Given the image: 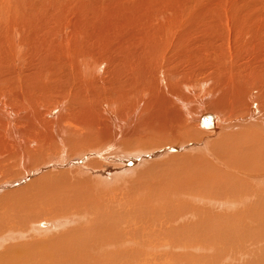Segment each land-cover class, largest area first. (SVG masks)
Instances as JSON below:
<instances>
[{"label":"bare ground","instance_id":"6f19581e","mask_svg":"<svg viewBox=\"0 0 264 264\" xmlns=\"http://www.w3.org/2000/svg\"><path fill=\"white\" fill-rule=\"evenodd\" d=\"M263 194L264 0H0V264H264Z\"/></svg>","mask_w":264,"mask_h":264},{"label":"rangeland","instance_id":"374dc122","mask_svg":"<svg viewBox=\"0 0 264 264\" xmlns=\"http://www.w3.org/2000/svg\"><path fill=\"white\" fill-rule=\"evenodd\" d=\"M128 104L131 107L132 102H130ZM204 121H206V120H204ZM174 163H177V161H174ZM165 164H168V163H165ZM224 174L228 175L229 173L226 172ZM233 176L236 177L235 175H233ZM239 177L241 179H243V177H241V176H239ZM204 179L210 181V180L214 179V176L210 175V176H208V177H206ZM241 179H238V180H241ZM172 187H175V189H173ZM124 190H126V188ZM136 190H138V191H136L134 193V195L137 194L136 198L137 199L140 198L141 200H140V202L136 203L137 200L133 199V201H135V204H140V203L146 204L147 200H157L159 198H163L165 196V194H167L170 191H182V189L180 188V186L178 185L177 182H166L165 175L162 174V173H156L149 181H147L145 188H143V187H141V185H139ZM139 192L143 193V195H139L140 194ZM173 195H175V193H172L170 195V197H173ZM262 200H264V199H262ZM255 203H253V204H255ZM119 206H115V209H117V212L120 213V214L125 213V211H123V209H121ZM182 207H186V206H184V205H181V206L173 205L171 203H168L167 200H165L164 203H162L160 205H156L155 209H151V213H149L148 217L152 218V220H154L155 222H159V221L163 222L164 226L166 227L170 222L174 221L178 216L183 215V214L174 215L176 213V211L178 209L182 208ZM249 207H248L247 210L241 211L239 213L243 217H245L247 212L250 210ZM122 208H123V205H122ZM228 212H231V211H228ZM127 214H125V216ZM197 215L199 216L198 221H197L196 217H194V215H193V219H191L189 221V223H193V224L188 225L187 227H185V228H183V229H181L179 231L183 232V230H185V229H187L189 227L197 228V227H200V226L207 225L208 223H214V222L225 223V221L219 220L220 216L211 215L210 213H208L206 211H201ZM106 216H109L108 213L106 214ZM126 220H128V219H126ZM126 220H123V221H126ZM248 220L251 221L253 224H249L247 221L239 222L238 218H236V217L232 218V216L230 218H228L226 220V222L234 230H242L243 226L246 225V228H247V226H249L251 228L257 226L254 229H257V230H259L262 233L264 232V224H263L264 221L261 222V223H256L255 221H253L251 219H248ZM125 226L126 225H124V227ZM132 228L134 229L133 226H132ZM199 231L202 234L206 233V230H199ZM248 243L255 244V241L252 238L248 237L246 239H239L238 238V239H235L232 242L231 249L233 248V251L231 253V258L235 259V260H238L239 264H247V263L249 264L250 263L249 261H251L253 259L254 254H256L253 248L245 249V246ZM181 244H186V243L182 242ZM202 244H204V243H202ZM255 246L260 251L262 249V251H261V255L262 256H261V259L258 262H263V259H264V248H263V246H260V245H255ZM185 251H187V250L182 249L181 252H185ZM242 251L244 252V255L241 256V252ZM205 254H207V253H205Z\"/></svg>","mask_w":264,"mask_h":264}]
</instances>
